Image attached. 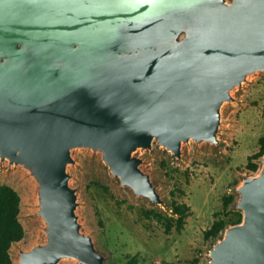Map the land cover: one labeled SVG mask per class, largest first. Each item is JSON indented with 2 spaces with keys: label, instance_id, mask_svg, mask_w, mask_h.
I'll use <instances>...</instances> for the list:
<instances>
[{
  "label": "water",
  "instance_id": "95a60500",
  "mask_svg": "<svg viewBox=\"0 0 264 264\" xmlns=\"http://www.w3.org/2000/svg\"><path fill=\"white\" fill-rule=\"evenodd\" d=\"M257 72L264 0H0V160L35 182L46 235L18 264H105L78 222L72 151L100 153L123 187L163 205L134 153L218 146L221 107ZM261 162L210 264H264Z\"/></svg>",
  "mask_w": 264,
  "mask_h": 264
},
{
  "label": "rangeland",
  "instance_id": "374dc122",
  "mask_svg": "<svg viewBox=\"0 0 264 264\" xmlns=\"http://www.w3.org/2000/svg\"><path fill=\"white\" fill-rule=\"evenodd\" d=\"M231 2V0H228ZM232 102L223 104L218 132L220 144L212 146L193 141L184 143L181 158L160 147L138 149L141 169L150 175L163 205L150 203L123 187L102 161L100 153L75 149L68 165L69 184L76 190V215L84 234L90 236L105 264H210V251L226 230L243 221L237 208V189L246 178L259 174L247 169L250 156L257 154L264 136V72L250 75L231 92ZM9 185L21 197L19 219L24 239L12 246L13 264L19 253L46 241L45 224L38 216L37 186L21 167H10L0 160V185ZM232 202L225 208V199ZM190 208L184 230L166 233L164 226L145 213L172 216L173 203ZM224 229L206 240V232ZM59 264H79L64 259Z\"/></svg>",
  "mask_w": 264,
  "mask_h": 264
},
{
  "label": "trees",
  "instance_id": "16d2710c",
  "mask_svg": "<svg viewBox=\"0 0 264 264\" xmlns=\"http://www.w3.org/2000/svg\"><path fill=\"white\" fill-rule=\"evenodd\" d=\"M260 151L249 157L247 169L257 172L259 166L253 161L261 160L264 157V136L259 140ZM232 198L225 199V208ZM21 197L16 190L9 185H0V264H13L10 251L14 244L21 242L25 237V230L20 222ZM153 217L164 226L168 234L173 229L178 233L184 230L186 219L190 216V208L185 204L173 203L172 216L166 217L160 213H145V217ZM224 227L214 228L206 232L205 238L209 240L213 235H217ZM137 258L133 257L128 264H136Z\"/></svg>",
  "mask_w": 264,
  "mask_h": 264
}]
</instances>
